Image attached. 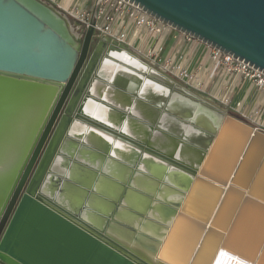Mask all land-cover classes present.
<instances>
[{
  "label": "water",
  "instance_id": "95a60500",
  "mask_svg": "<svg viewBox=\"0 0 264 264\" xmlns=\"http://www.w3.org/2000/svg\"><path fill=\"white\" fill-rule=\"evenodd\" d=\"M131 1L264 73V0ZM111 181L150 233L92 214ZM0 264H264V131L42 0H0Z\"/></svg>",
  "mask_w": 264,
  "mask_h": 264
},
{
  "label": "built area",
  "instance_id": "2783aa9c",
  "mask_svg": "<svg viewBox=\"0 0 264 264\" xmlns=\"http://www.w3.org/2000/svg\"><path fill=\"white\" fill-rule=\"evenodd\" d=\"M56 8L70 22L74 34L83 38L92 28V37L108 36L129 47L151 65L170 74L186 86L204 92L205 66L199 64L195 69L188 66V53L179 50L175 55L163 54L165 43L173 37L182 35L186 42H201L191 35L177 31L169 24L147 13L142 7L129 0H42ZM206 44V43H204ZM210 58L212 66L221 70L226 77V86L220 102L230 106V87L237 83V76L249 81L256 90L264 92V73L247 62L234 58L231 54L212 47ZM235 109L242 107L237 101ZM254 111V116L258 115ZM243 113V112H242ZM251 125V124H250Z\"/></svg>",
  "mask_w": 264,
  "mask_h": 264
},
{
  "label": "crops",
  "instance_id": "0c3cea01",
  "mask_svg": "<svg viewBox=\"0 0 264 264\" xmlns=\"http://www.w3.org/2000/svg\"><path fill=\"white\" fill-rule=\"evenodd\" d=\"M67 1L72 0H63V2ZM183 49L188 53V66L190 69H195L200 63L205 66V87L204 92L200 93L210 96L218 104L225 107L231 114L243 119L253 127L264 131V92L256 90L249 81L238 75L237 83L232 85L229 91L231 105L224 106L220 102V99L225 90L224 87L226 86V77L221 70L215 69L212 66L210 49L206 46V44L201 42H186L184 36L182 35L174 38L172 33L165 43L163 54L175 55L179 50ZM237 101L241 102L242 107L235 109L234 105ZM256 109L259 112L257 116H254V111ZM107 141L110 143V139H107ZM111 145H114L113 142H111ZM125 145L126 144L124 142L118 141V144H115L114 146L117 150L127 154L128 152L123 148ZM111 154L116 158V154L114 152H111ZM119 170L121 171V169L114 168L113 172L117 173ZM124 172H129V170L125 168ZM140 173L146 172L144 169L140 168ZM110 179L113 181L114 178L111 177ZM112 181L109 183L99 182L98 184H95L94 189L97 192L95 191L93 196L94 200H92L93 204H91L92 214L102 219L106 214L108 216L111 215V218L114 216L116 220H110L109 223L114 225V230L116 232H123L122 234H117L120 238L131 241H134V238L136 237L142 238L143 236L141 233H150L146 223L142 219L136 218L132 220H125L123 215H121L122 218L120 219L118 214L115 213L118 212L120 214H124L127 211L129 212L127 202L130 201L115 199V196L119 193V191H121V186L120 184ZM131 245L138 246V243L133 242Z\"/></svg>",
  "mask_w": 264,
  "mask_h": 264
},
{
  "label": "rangeland",
  "instance_id": "374dc122",
  "mask_svg": "<svg viewBox=\"0 0 264 264\" xmlns=\"http://www.w3.org/2000/svg\"><path fill=\"white\" fill-rule=\"evenodd\" d=\"M197 198L194 199V201L191 203L192 204V208L195 212H199L201 209H203V206L206 207V205L202 204V199H207L208 202H211L215 197H214V192L212 191H208L205 189H198L197 191ZM236 202V193H231V195L227 198V200L225 201L220 213H219V220H218V224L220 226H223L226 222V220L229 222L231 221L240 200L237 201L236 206L234 208V204ZM208 206V204H207ZM234 209V210H233ZM233 211V212H232ZM180 260V259H179Z\"/></svg>",
  "mask_w": 264,
  "mask_h": 264
},
{
  "label": "bare ground",
  "instance_id": "6f19581e",
  "mask_svg": "<svg viewBox=\"0 0 264 264\" xmlns=\"http://www.w3.org/2000/svg\"><path fill=\"white\" fill-rule=\"evenodd\" d=\"M72 32L74 33V31L72 30ZM125 60H127L126 58H124ZM86 109L88 110V111H90V113L92 114V115H97L98 113H99V110H98V108L95 106V105H87L86 106ZM247 143V142H246ZM246 143H245V145H246ZM244 145V146H245ZM203 181V180H202ZM107 185V184H106ZM103 186H104V184H103ZM104 188V187H103ZM114 188V187H113ZM113 188H110V189H113ZM116 190H117V187H116ZM237 190L235 189V188H231V192L233 193V192H236ZM223 192H224V189L223 190H221V194H220V196H219V199H220V197L222 196V194H223ZM230 192V193H231ZM229 196H227V198H228ZM98 199V198H97ZM94 200V199H93ZM93 204V203H92ZM95 211V210H94ZM97 214V213H96ZM139 237V236H138Z\"/></svg>",
  "mask_w": 264,
  "mask_h": 264
},
{
  "label": "snow or ice",
  "instance_id": "6c2138e0",
  "mask_svg": "<svg viewBox=\"0 0 264 264\" xmlns=\"http://www.w3.org/2000/svg\"><path fill=\"white\" fill-rule=\"evenodd\" d=\"M222 255H224V253H222Z\"/></svg>",
  "mask_w": 264,
  "mask_h": 264
}]
</instances>
